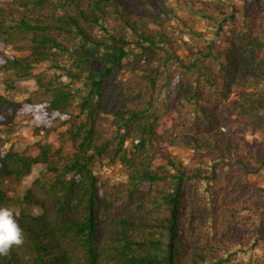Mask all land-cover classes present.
I'll return each mask as SVG.
<instances>
[{
    "label": "trees",
    "instance_id": "obj_1",
    "mask_svg": "<svg viewBox=\"0 0 264 264\" xmlns=\"http://www.w3.org/2000/svg\"><path fill=\"white\" fill-rule=\"evenodd\" d=\"M263 6L0 0V207L24 234L0 264H264V147L229 130L264 133ZM21 114L39 139L5 148Z\"/></svg>",
    "mask_w": 264,
    "mask_h": 264
},
{
    "label": "rangeland",
    "instance_id": "obj_2",
    "mask_svg": "<svg viewBox=\"0 0 264 264\" xmlns=\"http://www.w3.org/2000/svg\"><path fill=\"white\" fill-rule=\"evenodd\" d=\"M253 11L259 12V9L253 8ZM261 11L264 12V6L261 8ZM200 28L203 30L206 29V21L202 20L200 23ZM19 87L17 92H12L10 95L18 100H23L26 97L33 95L37 90V86L33 80H26L19 82ZM0 92H5L4 86L0 83ZM37 116L32 114H21L17 117L16 129L5 135L8 138V142L5 143V148L13 147L17 150H22L25 146L34 143L39 138L36 137L33 133V124ZM232 119H235L232 125H230L229 130L233 132H238L239 134L244 135L248 140L252 141L253 144L259 148L264 147V133H261L260 130L252 128L246 124V120L237 115H233ZM52 138V137H51ZM173 153L179 154L180 157L184 160H188V152L184 150L170 148ZM44 171L42 165H36L33 168L32 173L23 179L21 182L11 183V188L17 191L25 190L27 185H29L35 178L40 176ZM97 172L104 178L111 177L113 181L117 182L125 179L123 174L122 167L116 165L114 167H108L107 165H98ZM258 183L264 185V179H257ZM39 210L36 209V212Z\"/></svg>",
    "mask_w": 264,
    "mask_h": 264
},
{
    "label": "clouds",
    "instance_id": "obj_3",
    "mask_svg": "<svg viewBox=\"0 0 264 264\" xmlns=\"http://www.w3.org/2000/svg\"><path fill=\"white\" fill-rule=\"evenodd\" d=\"M23 242L24 234L14 210L0 207V255L6 254L13 246H19Z\"/></svg>",
    "mask_w": 264,
    "mask_h": 264
}]
</instances>
